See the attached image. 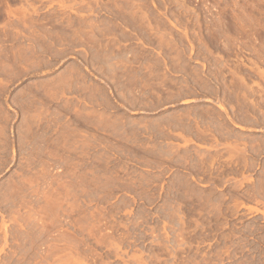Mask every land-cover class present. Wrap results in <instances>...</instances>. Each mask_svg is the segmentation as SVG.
Here are the masks:
<instances>
[{
	"label": "rangeland",
	"instance_id": "374dc122",
	"mask_svg": "<svg viewBox=\"0 0 264 264\" xmlns=\"http://www.w3.org/2000/svg\"><path fill=\"white\" fill-rule=\"evenodd\" d=\"M0 264H264V0H0Z\"/></svg>",
	"mask_w": 264,
	"mask_h": 264
}]
</instances>
